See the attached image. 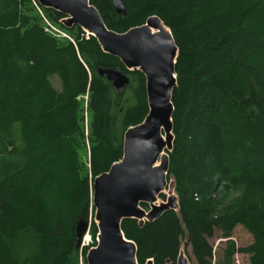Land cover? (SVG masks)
<instances>
[{"label":"trees","instance_id":"1","mask_svg":"<svg viewBox=\"0 0 264 264\" xmlns=\"http://www.w3.org/2000/svg\"><path fill=\"white\" fill-rule=\"evenodd\" d=\"M122 1L125 14L90 0L118 33L158 16L179 50L167 175L179 208L123 219L138 263L177 264L185 237L197 264H213L210 239L241 225L252 243L228 240L220 264L237 252L264 264V0ZM36 5L0 0V264H87L99 230L93 219L92 243L78 248L77 226L95 214V178L123 158L126 131L148 116L147 80L40 6L72 35L53 36ZM103 67L128 74L123 94Z\"/></svg>","mask_w":264,"mask_h":264},{"label":"water","instance_id":"2","mask_svg":"<svg viewBox=\"0 0 264 264\" xmlns=\"http://www.w3.org/2000/svg\"><path fill=\"white\" fill-rule=\"evenodd\" d=\"M36 1L43 8L62 13L66 26L81 27L127 69H139L146 77L148 116L143 123L126 131L123 158L94 180L93 206L99 238L86 256L87 264H139L137 245L125 236L121 223L125 218L153 221L172 209L156 202L166 187L169 169V155L163 154L167 146L163 132L173 148L172 95L177 85L178 47L169 28V35L158 31L160 24H164L158 16L150 17L142 26L118 33L107 27L90 0ZM111 2L118 14L126 13L122 0ZM98 73L106 77L119 94L124 93L130 82L122 68L103 67ZM143 203L151 206L149 211L142 209ZM90 226V219L79 221L78 248L84 246ZM146 264L154 262L150 259ZM177 264H187V261L179 255Z\"/></svg>","mask_w":264,"mask_h":264},{"label":"rangeland","instance_id":"3","mask_svg":"<svg viewBox=\"0 0 264 264\" xmlns=\"http://www.w3.org/2000/svg\"><path fill=\"white\" fill-rule=\"evenodd\" d=\"M36 8L38 10L39 15L42 16V18H43V21L45 23V27H49L48 23H47V21H48L55 28L60 29L61 31L66 33L68 36L72 37V35L66 29H64L62 27V25L64 24L62 20H61V22L63 24L55 23L54 20H52L51 18L48 17L47 13L44 12L41 7H40V9L38 7H36ZM61 38L64 39V40H71L70 38H63V37H61ZM53 83L56 86H58V78L57 77L53 78ZM86 100H87V97L85 96V99H84V102H83L84 105H86L85 104ZM87 114L88 113L86 112L85 113L86 118H87ZM163 135H166V133L163 132ZM172 138H173V134H172ZM171 149H172L171 145L167 144V146L165 147V149L163 151V154L169 155L168 152H170ZM176 187H177L176 179L174 177H171V178L167 177L166 187L162 191V194H164L166 196V198L164 200L159 195L158 198H157L156 204L157 205H166L168 207L175 208V209L178 210V208H179V201L178 200L179 199H178V194H177ZM142 209H144V208H142ZM93 219L96 220L95 214H93L90 217L91 221ZM86 237H88L89 241H86L85 245L86 244H91L92 241H93L91 235L90 234L86 235L85 238H84L85 240H86ZM228 240H231L235 244L236 248L239 249V248H242V247H245V246H248L249 244H251L252 241H253V237L241 225L236 226V228L234 229L233 235L229 239L223 238L222 235H221V232L216 231L214 237L210 239V243H211V245L213 247V253H214V257H213V260H212L213 264H220L222 262L223 253H224V250L227 247V241ZM180 257H183L184 259H186L187 264H197L196 260L194 258L192 249L187 244V239L185 237L182 239ZM248 263H249V256L248 255L242 254L240 252H237L234 255V264H248Z\"/></svg>","mask_w":264,"mask_h":264},{"label":"built area","instance_id":"4","mask_svg":"<svg viewBox=\"0 0 264 264\" xmlns=\"http://www.w3.org/2000/svg\"><path fill=\"white\" fill-rule=\"evenodd\" d=\"M33 1H35V0H33ZM36 6H38V5H36ZM38 8L40 9V6H38ZM47 23H48V26L49 27H45V29H46V31H48L49 33H51L53 36H56L58 38L63 37V38H70L71 39L70 36H68L66 33H64L63 31H61L60 29L55 28L48 21H47Z\"/></svg>","mask_w":264,"mask_h":264},{"label":"bare ground","instance_id":"5","mask_svg":"<svg viewBox=\"0 0 264 264\" xmlns=\"http://www.w3.org/2000/svg\"><path fill=\"white\" fill-rule=\"evenodd\" d=\"M158 31L159 32H162L163 34H165V35H169L170 34V30L164 25V24H160V26L158 27ZM161 130H162V128H161ZM164 136V142L166 143V145L168 144V138H167V136L166 135H163ZM98 221V220H97ZM89 234V232L86 234V235H88ZM89 237V236H88ZM88 237H86V240L84 241V245H85V243H86V241H89L88 240ZM90 238V237H89ZM97 238H99V235L97 236ZM89 243V242H88ZM86 245H88V244H86Z\"/></svg>","mask_w":264,"mask_h":264},{"label":"clouds","instance_id":"6","mask_svg":"<svg viewBox=\"0 0 264 264\" xmlns=\"http://www.w3.org/2000/svg\"><path fill=\"white\" fill-rule=\"evenodd\" d=\"M167 28H168V27H167ZM142 208H143V207H142ZM145 210H146V209H145ZM149 210H150V208H149ZM149 210H148V211H149ZM146 211H147V210H146Z\"/></svg>","mask_w":264,"mask_h":264}]
</instances>
